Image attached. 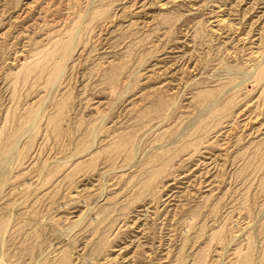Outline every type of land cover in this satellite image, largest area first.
I'll use <instances>...</instances> for the list:
<instances>
[{
  "label": "rangeland",
  "instance_id": "374dc122",
  "mask_svg": "<svg viewBox=\"0 0 264 264\" xmlns=\"http://www.w3.org/2000/svg\"><path fill=\"white\" fill-rule=\"evenodd\" d=\"M0 264H264V0H0Z\"/></svg>",
  "mask_w": 264,
  "mask_h": 264
},
{
  "label": "bare ground",
  "instance_id": "6f19581e",
  "mask_svg": "<svg viewBox=\"0 0 264 264\" xmlns=\"http://www.w3.org/2000/svg\"><path fill=\"white\" fill-rule=\"evenodd\" d=\"M13 150H14V152L16 151L15 149H13ZM13 150H12V153H13ZM12 153H11V154H12ZM9 157H10V156H9ZM7 158H8V157H7ZM9 159H10V158H9Z\"/></svg>",
  "mask_w": 264,
  "mask_h": 264
}]
</instances>
